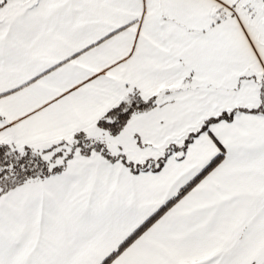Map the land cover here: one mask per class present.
<instances>
[{"label": "snow or ice", "instance_id": "1", "mask_svg": "<svg viewBox=\"0 0 264 264\" xmlns=\"http://www.w3.org/2000/svg\"><path fill=\"white\" fill-rule=\"evenodd\" d=\"M0 264H264V0H0Z\"/></svg>", "mask_w": 264, "mask_h": 264}]
</instances>
